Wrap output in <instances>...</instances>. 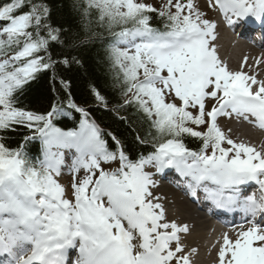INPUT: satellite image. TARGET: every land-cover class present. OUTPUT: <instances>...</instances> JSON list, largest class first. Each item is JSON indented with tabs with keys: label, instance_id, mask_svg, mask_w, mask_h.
I'll return each mask as SVG.
<instances>
[{
	"label": "snow or ice",
	"instance_id": "1",
	"mask_svg": "<svg viewBox=\"0 0 264 264\" xmlns=\"http://www.w3.org/2000/svg\"><path fill=\"white\" fill-rule=\"evenodd\" d=\"M208 7L231 28L253 22L264 28V0H208ZM78 8L83 38L61 40L62 30L46 23L50 10L42 0H0V264H190L179 235L188 226L167 218L152 191V169H174L192 196L202 192L216 208L251 217L234 238L223 234L218 264H264V225L256 219L264 215V152L232 139L217 120L235 115L264 129V81L245 72L244 63L234 71L220 59L217 23L194 0H165L159 9L143 0H80ZM150 13L162 27L153 26ZM97 41L118 69L123 104L135 105L149 123L140 142L151 151L135 159L109 132L110 150L69 81L60 80L66 100L46 112L19 104L38 73L79 63L54 60L51 44L75 49ZM91 91L105 103L95 86ZM208 99L215 101L210 107ZM66 108L80 115L75 127L56 122ZM19 127L30 134L13 148L3 133ZM185 136L200 140L199 149L189 148ZM29 142L39 143L38 155L27 150ZM112 163L118 166H103ZM65 167L70 197L60 181ZM253 184L259 195H244Z\"/></svg>",
	"mask_w": 264,
	"mask_h": 264
},
{
	"label": "trees",
	"instance_id": "2",
	"mask_svg": "<svg viewBox=\"0 0 264 264\" xmlns=\"http://www.w3.org/2000/svg\"><path fill=\"white\" fill-rule=\"evenodd\" d=\"M50 10V16L46 23L54 28L62 30L61 40L79 34L77 39H82L84 33L81 31L82 24L86 21L81 19L78 4L80 0H42ZM97 15L93 10L92 28H97ZM154 27H162L163 21L157 13H150ZM53 59L68 56L77 58L79 63L64 65L60 63L51 69L42 71L34 79L29 81L19 94L20 106L36 112H46L51 109L54 102L65 101L67 93L60 84V80L70 82V94L75 102L86 109L100 125L108 131L103 132V138L108 142L112 150V140L107 135L109 132L115 135L123 144L127 155L135 159L140 153L151 151L149 145L143 144V140L148 136L150 128L147 118L135 105L123 104L124 97L120 91V83L117 81L118 69H114L108 61L103 45L97 41L87 43L81 47L70 49L65 43L63 46L59 42L50 45ZM92 86L99 90L105 98L102 104L95 100L91 91ZM107 108V109H105ZM67 109V108H66ZM72 116L67 125L79 122L80 115L72 109H67ZM60 117L56 121H60ZM30 133L26 128L19 127L13 131L3 133L6 143L15 148L23 137ZM137 137L140 139L138 140ZM150 139V137H149ZM186 145L197 150L201 141L185 136ZM33 147V146H31ZM27 150L32 155H37L35 146L30 148L28 143Z\"/></svg>",
	"mask_w": 264,
	"mask_h": 264
},
{
	"label": "bare ground",
	"instance_id": "3",
	"mask_svg": "<svg viewBox=\"0 0 264 264\" xmlns=\"http://www.w3.org/2000/svg\"><path fill=\"white\" fill-rule=\"evenodd\" d=\"M221 33L226 36V32L221 28ZM247 31L246 28L241 32ZM244 41L237 42L238 44H243ZM225 47H229V43L226 42ZM260 48V47H259ZM227 52V51H226ZM231 56L227 58L228 61H224L229 67L230 70H241V64L244 63L243 70L247 72L249 75H255L257 80L264 81V49H256L251 45H245L243 49H234L231 51ZM247 57V62H244V58ZM257 60L260 62L257 64ZM255 87V86H254ZM236 117L239 121H232L229 119V116H220L222 122L223 131L230 136L232 139L237 142H244L251 146H254L258 151L264 152V132L256 131L248 121H245L241 117ZM155 176L158 173L154 172ZM155 180V179H154ZM156 181V180H155ZM247 188L248 190L251 189ZM177 191L183 193L182 189L176 188ZM154 195L159 196L161 198L160 202L164 204L166 209L167 218L170 220H175L178 224L187 225L188 231L182 232L184 234V244L182 245L184 252L186 250H197L201 246V242L206 234L207 229L209 228V224L207 221L192 208L193 202L189 203L186 200L177 198L174 196L168 189L164 187H160L158 183H156L155 188L152 189ZM202 199V198H201ZM235 210V209H234ZM220 215L217 216L219 218ZM222 221V219L220 218ZM237 219H229L228 224L233 229V233L231 237L234 238L236 235V231L240 228H247L250 226L249 224H240L239 226H235V222H238ZM235 223V224H233ZM235 226V227H234ZM175 243H173L174 246ZM207 248L206 251H208ZM219 249H210V252L207 253L209 256V261L206 264H216L213 263L214 258H218L217 253Z\"/></svg>",
	"mask_w": 264,
	"mask_h": 264
},
{
	"label": "rangeland",
	"instance_id": "4",
	"mask_svg": "<svg viewBox=\"0 0 264 264\" xmlns=\"http://www.w3.org/2000/svg\"><path fill=\"white\" fill-rule=\"evenodd\" d=\"M138 2H139V0H138ZM143 2L152 4L154 7L159 9L160 6L165 2V0H143ZM194 3L201 10V12L205 13L206 18L211 19L213 12H211L210 10H206V8L203 6L201 0H194ZM167 98H170V97H166V100H167ZM103 166L107 168L109 166L110 167H116L118 165L116 163H112L111 165L105 164ZM60 181L62 184H64L66 186L67 194L70 197V183H71L70 174L69 173H63L60 177Z\"/></svg>",
	"mask_w": 264,
	"mask_h": 264
}]
</instances>
